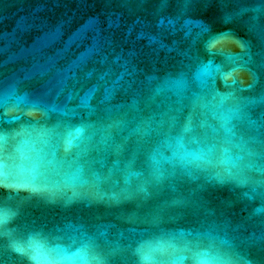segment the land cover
<instances>
[{
  "label": "water",
  "instance_id": "1",
  "mask_svg": "<svg viewBox=\"0 0 264 264\" xmlns=\"http://www.w3.org/2000/svg\"><path fill=\"white\" fill-rule=\"evenodd\" d=\"M0 264H264V0H0Z\"/></svg>",
  "mask_w": 264,
  "mask_h": 264
}]
</instances>
